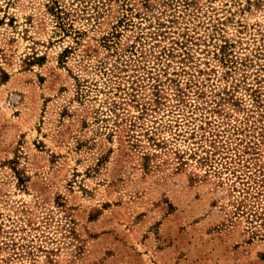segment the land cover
<instances>
[{
    "label": "rangeland",
    "instance_id": "rangeland-1",
    "mask_svg": "<svg viewBox=\"0 0 264 264\" xmlns=\"http://www.w3.org/2000/svg\"><path fill=\"white\" fill-rule=\"evenodd\" d=\"M0 264H264V0H0Z\"/></svg>",
    "mask_w": 264,
    "mask_h": 264
}]
</instances>
